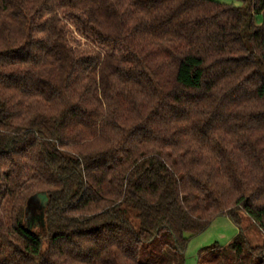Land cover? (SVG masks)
<instances>
[{"label":"trees","instance_id":"16d2710c","mask_svg":"<svg viewBox=\"0 0 264 264\" xmlns=\"http://www.w3.org/2000/svg\"><path fill=\"white\" fill-rule=\"evenodd\" d=\"M239 1L0 0V264L264 234V0ZM243 230L208 264H264Z\"/></svg>","mask_w":264,"mask_h":264},{"label":"rangeland","instance_id":"374dc122","mask_svg":"<svg viewBox=\"0 0 264 264\" xmlns=\"http://www.w3.org/2000/svg\"><path fill=\"white\" fill-rule=\"evenodd\" d=\"M225 4L241 6L239 0H215ZM257 23H262V17H257ZM242 228L244 236L252 245L264 244V234L260 228L243 214ZM242 228L236 225L229 217L217 218L211 226L202 234L190 239L184 257L175 251L172 237L163 235L158 241L150 244L144 254V262L147 264H208L213 255L224 250L235 242ZM212 257V258H211Z\"/></svg>","mask_w":264,"mask_h":264},{"label":"water","instance_id":"95a60500","mask_svg":"<svg viewBox=\"0 0 264 264\" xmlns=\"http://www.w3.org/2000/svg\"><path fill=\"white\" fill-rule=\"evenodd\" d=\"M36 200H37L36 202H38V204H39V209L41 211H43L46 208L47 204H48L49 198H48L47 194L41 193V194H39L37 196ZM44 217H45V215L42 212L41 215H40V220H41V225L42 226H45Z\"/></svg>","mask_w":264,"mask_h":264}]
</instances>
